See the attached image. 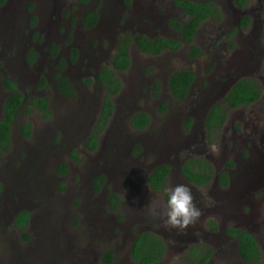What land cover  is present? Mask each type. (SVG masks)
Masks as SVG:
<instances>
[{
  "label": "rangeland",
  "instance_id": "1",
  "mask_svg": "<svg viewBox=\"0 0 264 264\" xmlns=\"http://www.w3.org/2000/svg\"><path fill=\"white\" fill-rule=\"evenodd\" d=\"M262 1L252 0L248 9L257 11ZM58 2L76 6L73 0ZM212 2L218 6L222 18L207 20L201 25L194 41L202 50L199 57L189 56L187 43L178 51L165 50L160 54L145 53L134 43L129 46L131 65L126 71L115 73L121 88L113 97L114 113L99 134L100 144L94 151L85 148V141L99 117L104 93L94 78L95 70L111 67L124 30L126 36L135 35L144 26L153 36L178 38V34H170L169 20L178 18L184 22L188 15L175 0H132L128 7L123 0H92L74 11L77 15L74 29L66 30L65 26L70 25L67 19H63L59 28L45 26L42 21L40 28L45 39L41 37L38 42H31L25 14L11 19L0 16V23L9 19L13 26L10 42L0 40V117L8 94L3 86L5 76L24 84L30 80L34 85L22 84L19 90L26 97L49 98L51 113L46 119L37 110L30 114L20 112L12 126L11 149L0 153V264H103L106 251L113 252L110 264H136L129 257L128 249L138 230L148 227L141 225L138 229V224L149 222V217L156 222L160 220L159 216L149 214L148 205L155 194L164 199V191L150 189L145 172L164 163L174 169L166 187L187 185L201 209V216L194 226L184 231L166 229L163 222L152 227L158 228V232L165 230L168 239L167 252L160 264H188L192 258L188 252L193 246L214 251L209 264H264V184L259 183L234 198V191L230 193L217 181L197 187L177 173L182 161L192 156L208 159L215 172L220 173L227 161L234 162L243 150L245 136L251 132L254 161L244 176L251 175L257 181L264 179L261 101L229 110L226 124L216 134L207 133L204 126L209 108L222 102L233 84H229L227 77L233 71H228L225 62L234 55L232 50L227 52L230 40L237 43V38L226 37L234 26V1ZM20 7L23 9L22 4ZM89 9H97L101 16L98 26L91 30L84 28L80 20L82 13ZM122 25H125L123 29ZM251 34L263 38L264 21L254 23ZM69 36L71 44L80 50V62L67 71L76 90V96L71 99L56 91L52 80L53 61L46 55V42L66 39L67 43ZM261 44L252 61L245 57L247 52L241 48L242 42L234 51L245 60L244 77L256 78L264 86L263 39ZM32 47H37L42 54L30 68L26 54ZM5 61H13V66L19 67L21 80L4 65ZM182 69L193 71L196 79L187 98L178 100L169 93L167 79L172 72ZM41 79L46 85L42 89ZM136 112H145L151 117V124L142 131L129 124ZM25 122L31 126L28 137L21 131ZM245 123L249 125L246 128ZM142 141L149 151L147 156L139 158L135 144ZM165 143L171 144L170 148L163 149ZM132 145H135L133 149ZM153 146L165 151L154 150ZM73 151L77 152V159L71 155ZM62 162L68 167L66 173L59 175L56 170ZM237 166L241 165L232 169V177L239 172ZM99 175L104 176V183L96 189L93 179ZM111 192L121 200L118 210L109 207ZM23 209L30 211L32 221L24 230L27 239L12 225L16 214ZM228 228H240L254 235L261 250L259 263H248L241 258L237 239L225 233ZM124 242L125 248L120 249Z\"/></svg>",
  "mask_w": 264,
  "mask_h": 264
},
{
  "label": "trees",
  "instance_id": "2",
  "mask_svg": "<svg viewBox=\"0 0 264 264\" xmlns=\"http://www.w3.org/2000/svg\"><path fill=\"white\" fill-rule=\"evenodd\" d=\"M76 1L80 4H88L90 0ZM130 1L131 0H124L127 4L130 3ZM248 1L249 0H234V3L240 9H244ZM4 2L5 0H0V5ZM175 3L189 15V19L185 23H181L176 19L169 22L173 29L180 32L182 41L164 37L152 39L144 35L121 39L117 44L116 53L111 60V67L104 66L99 71L97 79L105 89V96L101 104L96 124L85 141V148L87 150H96L99 134L104 131L114 113L115 105L113 97L121 88V83L115 73L117 71L124 72L130 67L129 44L131 42L135 43L141 51L149 54H159L165 49L178 50L182 43L185 42L190 45L189 56L191 58L199 57L202 54L200 47L194 44V39L198 29L204 21L222 18L218 6L215 5L212 0H175ZM98 19L99 14L97 11L91 10L84 15L83 22L87 28H90L98 22ZM249 23L250 18L248 15H245L241 19L240 26L246 28ZM35 57L36 51L31 48L26 54V59L31 63L35 60ZM1 67L2 61L0 58V68ZM55 78L57 81V88L61 94L67 97L76 96L75 90L69 84L67 78L60 74H57ZM195 79L196 75L191 70L182 69L174 71L167 79L168 91L174 98L184 100L187 98ZM3 86L8 91V94L4 100L3 114L0 118V153L11 149L12 126L20 112L30 114L33 110H37L42 113L44 118L49 119L51 117L48 99L46 97H26L19 90L17 83L9 76L4 77ZM257 101H261L264 106V86L256 78H241L230 88L222 102L211 106L205 118V128L209 134H216L225 125L229 110L242 106H249ZM165 107V104H163L162 108L165 109ZM129 122L134 129H145L150 123V115L145 112H137L131 117ZM187 123L190 125L191 120H188ZM30 128V123H23L21 131L24 136L28 137L31 134ZM71 155L74 159H77L76 151H73ZM67 167V163L62 162L57 167L56 172L59 175H63L66 173ZM170 168L169 165L162 164L151 171L147 177V181L153 190L163 191L166 188ZM180 171L186 180L200 187L212 182L215 175L214 167L210 161L198 157L186 159L181 164ZM103 180L104 176L102 175L93 179L96 189H100L104 183ZM218 182L221 186H226L228 184V175L226 173H220ZM61 186L63 187L64 184ZM108 199L111 209L118 210L121 204L118 194L111 192ZM29 218V212L22 210L17 214L14 222L17 229L24 234L25 239L28 238L24 230L29 223ZM212 229L216 230V227H212ZM226 231L228 235L236 237L239 254L245 262H260L261 250L253 234L240 228H228ZM166 252L167 248L165 241L160 236L146 231L137 235L132 245L131 257L136 264H159L164 259ZM213 252L212 249L200 250L199 246H193L188 252L192 257L188 264H209ZM112 259L113 252L106 251L103 257V264H110Z\"/></svg>",
  "mask_w": 264,
  "mask_h": 264
},
{
  "label": "flooded vegetation",
  "instance_id": "3",
  "mask_svg": "<svg viewBox=\"0 0 264 264\" xmlns=\"http://www.w3.org/2000/svg\"><path fill=\"white\" fill-rule=\"evenodd\" d=\"M74 1V4H67L66 6H63L62 4H60L58 2V0H5V2L0 5V16H6V17H9L10 19L11 18H16V17H20L22 14H25L26 16V21L28 22L27 24V32H29V37L31 38V42L35 41V42H38L39 39H43V31L42 29L40 28L41 26V22L44 21L45 22V26H55L56 28H59L60 25L63 24V19H67L69 22H70V25L69 26H65L66 30H70V29H74L75 26L73 27V25L76 24L77 22V15L75 16L74 15V11L75 10H78L77 7H80V6H85V5H89L92 0L89 1L88 4H80L78 3L76 0H73ZM234 1V0H233ZM252 0H249L245 6L244 9H240L235 3H234V7L233 10H234V14H235V20H234V26L232 27V29L227 33L226 37L230 40V39H233V38H237V43L233 42L232 40H230V49H227V52L229 50H232V53L234 54L229 60H227L225 63L227 64V68H228V71H233L232 72V75H227V77L229 76V84L231 85L232 83H236L238 80H240L241 78H245L247 76L244 77L243 73H242V64L244 63L245 60H243V56H241L238 52L234 51V48L236 47L237 48V45H239L241 42H242V45H241V48L242 49H246V56H248L249 58H251V61L252 59L254 58V54H257L258 51H260V47H261V42H262V39H263V42H264V34H262V37L260 35H252L251 34V27H253L254 23L256 22H259L261 21L263 23L264 21V1H262V3L260 4V6L258 7L257 11H255V9H248V4L251 2ZM123 3L125 4V6H130L131 3H132V0L130 1V3H125L124 0H123ZM22 4L23 6V9L20 7V5ZM179 7V6H178ZM181 8V7H180ZM182 9V8H181ZM90 11H97V13L99 14L98 10L97 9H89ZM88 10V11H89ZM183 10V9H182ZM7 11V12H6ZM87 10L84 11L82 13V16L80 18L81 20V24L84 28L88 29V30H91L93 28H95L96 26H98L99 24V19H98V22L96 24H94L92 27L90 28H87L83 22V17L84 15L88 12ZM12 12H14L13 16H12ZM186 13V12H185ZM187 14V13H186ZM188 15V14H187ZM245 15H248L249 18H250V23L249 25L246 27V28H243L240 26V23H241V19L243 16ZM99 17H100V14H99ZM260 18V19H259ZM48 19V20H46ZM173 19H176L178 20L179 22L181 23H185L188 19H189V15H188V19L186 21H180L178 18H172L169 20V22ZM71 22H72V25H71ZM126 22L125 21V25H126ZM206 21H204L202 23V25L205 23ZM232 22H230L231 24ZM125 25H122L121 26V29H123L125 27ZM170 25V24H169ZM4 27V24L3 23H0V29H2ZM201 28V26H200ZM200 28L198 29V32L195 36V38L197 37V35L199 34V31H200ZM170 34L171 35H174V34H178L180 37L178 38H168V39H176V40H180L182 41V38H181V34L178 30H175L173 29L171 26H170ZM126 30L123 31V35H121L122 37L120 38L119 42L121 41V39H125V38H132L134 36H137V35H144L146 37H149V38H156V36H153L152 34H150L148 32V30L146 29V27L142 26V29H140V32L141 33H137L135 35H127L126 36ZM166 38V37H164ZM45 39V37H44ZM70 36L68 37L67 39V43H65V40L66 39H61L60 41H53V42H50V43H47L46 42V55H47V58L49 60H52L53 61V73H52V80L54 82V86L56 87V91L58 92V94L64 98H67V99H71V98H74V97H67L63 94H61L57 88V81H56V78L55 76L57 74H60L62 76H64L65 78H67L69 84L74 88L72 82H71V79L69 78L68 74H67V71L70 69L71 66H73L74 64L76 63H79L80 62V50L78 49L77 46L75 45H72V40L70 41ZM2 40V39H1ZM195 41V39H194ZM118 42V43H119ZM8 43V42H6ZM117 43V44H118ZM133 42H131L129 44V46L132 44ZM185 42L182 43L181 47L183 46ZM135 44V43H134ZM233 44V45H232ZM34 48V50L36 51V57H35V60L31 63H29L30 65V68L34 67L35 66V63L39 61L40 59V56L42 54L41 51H39L37 49V47H32ZM235 48V49H236ZM180 49V48H179ZM178 49V50H179ZM165 50H170V49H165ZM163 50V51H165ZM178 50H170V51H178ZM163 51H161L160 53H162ZM235 52V53H234ZM159 53V54H160ZM129 54H130V48H129ZM115 55V54H114ZM131 59V58H130ZM2 61V60H1ZM131 61V60H130ZM13 61L9 63V61H5L4 62V65H6L12 74H14L15 76H17L19 78V80H21V76L19 74V67L16 65V66H13ZM131 65V64H130ZM103 67H100L98 70H95L94 72V78L95 80L97 81L98 84L99 81L97 79V75L99 73V71L102 69ZM14 69L17 70L18 72H14ZM118 72V71H117ZM10 77V76H9ZM11 78V77H10ZM21 78V79H20ZM12 79V78H11ZM236 79V80H235ZM14 80V79H13ZM16 80V81H15ZM14 81L17 83L18 85V88H23L22 84H24V82H21V81H18L17 79H15ZM85 81V80H84ZM88 81V80H87ZM44 82L42 81L41 79V84H40V88H44L46 85L43 84ZM234 83V84H235ZM228 84V85H229ZM233 84V85H234ZM24 85H34L32 83H30V80L26 81ZM101 85V84H100ZM102 86V85H101ZM103 87V86H102ZM75 90V88H74ZM103 97L101 98V101H103L104 99V96H105V89L103 88ZM75 93H76V90H75ZM31 96V95H30ZM33 97V96H31ZM38 97H45V96H38ZM47 98V97H46ZM48 99V106H49V98ZM114 102V101H113ZM102 104V102H101ZM253 105V104H252ZM243 107V106H242ZM246 107V106H245ZM50 108V107H49ZM100 108H101V105H100ZM211 108V107H210ZM209 108V109H210ZM240 108V107H238ZM237 109V108H235ZM137 113V112H136ZM135 114V113H134ZM133 114V115H134ZM132 115V116H133ZM131 116V117H132ZM207 116V115H206ZM205 116V118H206ZM130 117V119H131ZM129 119V121H130ZM150 121H151V117H150ZM227 122V121H226ZM130 124V123H129ZM151 123H149L150 125ZM226 124V123H225ZM149 125L147 127H149ZM204 126H205V121H204ZM249 125L247 123H245V128L248 127ZM132 127V126H131ZM146 127V128H147ZM224 127V126H223ZM133 128V127H132ZM145 128V129H146ZM192 128V127H191ZM193 129V128H192ZM191 129V131H192ZM136 130H140L142 131L143 129H136ZM236 131V129L234 128V132ZM206 132L208 133L207 129H206ZM91 134V132H90ZM101 134V133H100ZM11 139H12V135H11ZM255 139V138H254ZM251 140H253L252 136H251V132L245 136V140L244 143H243V150L236 155V159L234 160V162L232 161H227L225 164H224V170L221 171L220 173H226L228 175V184L226 186H221L220 187H223V188H228L230 193H232V191H234V194H232V197H238L241 193H245L247 190H250L251 187L254 188L256 187L257 185L260 184H264V179L262 178L261 180L257 181L256 179H253L251 177V175H249V178H246L244 176V171L247 170L250 166H251V163H253L254 161V158H252L253 156H251V147L253 146V142H251ZM196 141V139H195ZM191 142H194V141H191ZM99 138H98V146L97 148L99 147ZM135 145H138L137 148L135 149H138V153H135L137 155V157H143L144 155L147 156V153H148V147L147 145L142 141L141 143H137ZM135 145L131 146V149H133L135 147ZM171 144H168V143H165L162 145V148L163 149H168L170 148ZM96 148V149H97ZM153 149L155 150V146H153ZM163 149H156V150H160V151H165ZM193 152H195V150H192ZM132 153V150L130 151ZM162 155H166V154H162ZM192 157H196V156H192ZM191 158V157H189ZM189 158H186V159H189ZM200 158V157H199ZM184 159L182 161V163L186 160ZM202 159V158H201ZM181 163V164H182ZM211 163V162H210ZM240 164L241 166H237V170L239 171L237 174L234 173V176L232 177V169ZM164 164H167V163H164ZM181 164L178 166V170H177V173L180 174L181 176H183L181 174V171H180V168H181ZM212 164V163H211ZM162 165V164H161ZM169 165V164H167ZM213 165V164H212ZM159 166V165H158ZM156 166V167H158ZM171 168H170V172H169V176H168V180L169 178H172V173L174 171L173 167L171 165H169ZM154 167V168H156ZM239 167V169H238ZM248 167V168H247ZM153 168V169H154ZM153 169H148L146 172H145V177L147 178L148 175L151 173V171ZM236 170V171H237ZM215 171V170H214ZM249 173H251L250 170H248ZM220 173H216L215 172V175H214V181H217L218 182V178L217 176L219 177V174ZM184 177V176H183ZM234 177H235V181H234ZM185 178V177H184ZM217 178V179H216ZM186 180V179H185ZM188 182V180H186ZM234 181V182H233ZM148 182V181H147ZM168 182V181H167ZM219 183V182H218ZM208 185V184H207ZM207 185H204V186H201V187H205ZM148 186L150 187L149 183H148ZM197 186V185H196ZM197 187H200V186H197ZM236 187H240L239 190L235 191V188ZM150 189L154 192H163V191H156V190H153L151 187ZM110 207V206H109ZM111 209V207H110ZM23 210H26V209H23ZM112 210V209H111ZM28 211V210H26ZM114 211V210H113ZM19 212V211H18ZM29 214H30V211H28ZM17 216V214H16ZM16 216L14 217L13 221H12V225L13 227L17 229L16 225H15V219H16ZM149 219V222H145V223H139L138 224V229L141 227V225H146L147 228H141L138 230L137 234L133 237L132 239V242L130 243V238L129 237H126L128 242L130 243V246H129V249H128V254H129V257H131V251H132V245H133V242L135 241L137 235H139L140 233H143V232H152L158 236H160L164 241H165V244H166V248H167V244H168V239L165 238L166 235H165V230L161 231V232H158V228H155L153 229L152 227H155V226H159L158 223L162 222V220H158L157 222L154 221V220H151L150 217L148 218ZM141 221V219H139ZM30 222L31 221V215H30V218H29V223H28V226L30 225ZM225 233L227 234V232L225 231ZM159 234H162L163 236L159 235ZM169 234H172L171 232H169ZM252 234V233H251ZM228 235V234H227ZM230 236V235H228ZM230 237H234V236H230ZM236 238V237H234ZM190 238H188V241H189ZM124 240V238H123ZM178 242H181V239L178 240ZM126 246V243L124 242L122 245L119 246L120 249H124ZM114 253L116 254L117 253V246L114 248ZM240 255V254H239ZM104 256V255H103ZM103 260V258H102ZM133 260V259H132ZM134 261V260H133ZM163 261V260H162ZM161 261V262H162ZM211 261V260H210ZM160 264V263H159Z\"/></svg>",
  "mask_w": 264,
  "mask_h": 264
},
{
  "label": "clouds",
  "instance_id": "4",
  "mask_svg": "<svg viewBox=\"0 0 264 264\" xmlns=\"http://www.w3.org/2000/svg\"><path fill=\"white\" fill-rule=\"evenodd\" d=\"M148 212L159 216L166 229L177 231L194 226L201 216V209L195 202L191 189L185 184L166 187L164 199L155 194L148 205Z\"/></svg>",
  "mask_w": 264,
  "mask_h": 264
},
{
  "label": "water",
  "instance_id": "5",
  "mask_svg": "<svg viewBox=\"0 0 264 264\" xmlns=\"http://www.w3.org/2000/svg\"><path fill=\"white\" fill-rule=\"evenodd\" d=\"M100 18H101V16L99 17V20H100ZM3 24H4V27L2 29H0V40L2 39L5 42H10V37H11V32L10 31L13 28L12 22L9 21V19H7V21H4ZM233 84L231 85V87L233 86ZM230 88H229V90H230ZM217 178H218V176H217Z\"/></svg>",
  "mask_w": 264,
  "mask_h": 264
}]
</instances>
